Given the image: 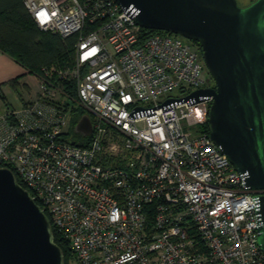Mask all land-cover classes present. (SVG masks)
<instances>
[{"label":"built area","instance_id":"2783aa9c","mask_svg":"<svg viewBox=\"0 0 264 264\" xmlns=\"http://www.w3.org/2000/svg\"><path fill=\"white\" fill-rule=\"evenodd\" d=\"M25 4L42 30L76 37L74 55L35 74V100L0 112V167L47 212L71 264H264V189L213 140V96L182 100L215 87L199 46L149 33L117 0Z\"/></svg>","mask_w":264,"mask_h":264},{"label":"water","instance_id":"95a60500","mask_svg":"<svg viewBox=\"0 0 264 264\" xmlns=\"http://www.w3.org/2000/svg\"><path fill=\"white\" fill-rule=\"evenodd\" d=\"M117 1L142 27L171 31L200 44L216 85L182 100L213 96V140L251 189H264V0L247 6L238 0ZM75 130L92 133L87 114ZM259 212L263 225L258 239L264 249V195ZM0 264H65L48 215L8 167H0Z\"/></svg>","mask_w":264,"mask_h":264},{"label":"trees","instance_id":"16d2710c","mask_svg":"<svg viewBox=\"0 0 264 264\" xmlns=\"http://www.w3.org/2000/svg\"><path fill=\"white\" fill-rule=\"evenodd\" d=\"M145 30L149 33L162 31ZM75 41V36L63 37L59 33L42 30L34 21L25 0H0V49L24 65L29 72L40 74L44 66L55 63L68 65L73 59ZM193 42L202 52L200 44L197 41ZM17 81L15 78L10 82L15 85ZM84 113V110L78 109L76 119ZM79 143L84 145L82 142ZM17 179L27 187L19 177ZM53 232L56 242L64 251L65 264H71L67 242L63 241L54 229Z\"/></svg>","mask_w":264,"mask_h":264},{"label":"crops","instance_id":"0c3cea01","mask_svg":"<svg viewBox=\"0 0 264 264\" xmlns=\"http://www.w3.org/2000/svg\"><path fill=\"white\" fill-rule=\"evenodd\" d=\"M36 78V85L32 84V78ZM17 78V84L10 81ZM39 95V80L34 73L11 55L0 49V112L11 107L21 105L35 100ZM18 96V97H17ZM15 98H20L16 103Z\"/></svg>","mask_w":264,"mask_h":264},{"label":"rangeland","instance_id":"374dc122","mask_svg":"<svg viewBox=\"0 0 264 264\" xmlns=\"http://www.w3.org/2000/svg\"><path fill=\"white\" fill-rule=\"evenodd\" d=\"M239 1V4L241 6H247L249 5L250 3H252L253 1L255 0H238ZM196 46V45H195ZM197 47V46H196ZM205 76L207 77V80H208V85L209 86H215L216 85V82H215V79L213 78V76L211 75L208 67L206 66V70H205ZM32 78V84H35L36 85V78L35 77H31ZM185 94H187L186 91H183L181 88H178V89H175L171 92H169L168 94H166L165 96H162L161 99H165L167 98L168 96H172V97H181V96H184ZM18 97V96H17ZM14 101L16 103H19L20 102V98H15ZM22 106V105H21ZM198 127V126H197ZM197 127H193L192 128V131H196L198 128Z\"/></svg>","mask_w":264,"mask_h":264}]
</instances>
